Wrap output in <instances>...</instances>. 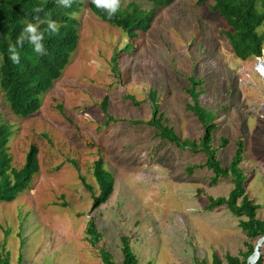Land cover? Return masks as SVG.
I'll use <instances>...</instances> for the list:
<instances>
[{
  "label": "rangeland",
  "instance_id": "rangeland-1",
  "mask_svg": "<svg viewBox=\"0 0 264 264\" xmlns=\"http://www.w3.org/2000/svg\"><path fill=\"white\" fill-rule=\"evenodd\" d=\"M86 1L72 14L76 47L39 108L16 116L0 93L12 167L22 165L30 145L37 147L38 160L30 188L0 202V248L8 264H18L19 257L20 264H102L99 248L119 262L121 235L141 264H195L202 258L209 264L211 252L224 263V254H237L245 237L225 207L203 206L206 194H227L229 178L209 185L205 168L187 175L185 166L203 162L201 153L178 150L155 137L153 128L130 120L150 118L154 92L175 133L198 138L201 126L185 109L190 100L183 89L189 77L202 79L199 102L218 124L213 145L220 136L229 140L217 156L227 165L236 137L243 136L245 191L264 220V54L235 57L219 34L228 27L208 10L210 1L156 7L147 30L132 36L96 18ZM129 1L153 8L146 0H121V6ZM263 29L264 21L257 27ZM104 96L110 120L100 105ZM97 158L111 173L113 189L92 208L81 179L97 193L91 174ZM88 220L100 234L94 245L85 234Z\"/></svg>",
  "mask_w": 264,
  "mask_h": 264
},
{
  "label": "trees",
  "instance_id": "trees-1",
  "mask_svg": "<svg viewBox=\"0 0 264 264\" xmlns=\"http://www.w3.org/2000/svg\"><path fill=\"white\" fill-rule=\"evenodd\" d=\"M152 3L153 8L146 11L135 2L129 1L120 7L119 12L109 19L103 11L96 9L86 1L89 11L100 21L119 27L128 36L136 34V30L144 32L149 27L156 7H165L175 0H146ZM210 1L207 8L210 12L221 17L228 29L219 30V34L226 39L231 53L244 60L249 57H260L264 54V29L258 31L257 27L264 21V0H195V4ZM82 0H73L71 8L58 7L56 0H0V93L12 114L26 117L34 113L41 105V97L59 78L64 66L69 62V57L74 51L78 34L77 19L72 15L82 6ZM42 8L35 12L34 8ZM41 20L51 18L57 21L61 27L58 35L49 37L45 34L46 55H37L27 43L19 47L20 63L13 64L8 59L7 48L9 43H15L17 36L27 22L38 23ZM46 27L40 24L41 30ZM263 48V50L261 49ZM260 56V57H259ZM257 59V58H256ZM202 79L188 78V87L183 89L190 102L185 104L189 111L201 126V133L196 139L181 138L173 127L168 125L167 119L159 110L158 99L154 92L150 94L152 110L147 120H130L133 124H144L154 129V136L160 140L174 145L178 150L190 153H201L203 162L187 165L184 171L191 175L196 169H207L210 172L209 185L217 183L219 178H229L231 188L224 196L205 195L206 204L203 209L211 211L217 207H225L228 212L237 217V226L244 235L243 248L237 254L225 253L221 258L211 252L209 264H251L256 241L264 236V220L256 214L260 205L255 202L245 191L248 174L242 161L244 158V139L238 135L234 141V150L227 163L222 165L217 152L224 148L229 140L220 136L218 144L213 145V133L218 128L215 113L203 107L199 102L202 93ZM132 103H137L131 101ZM103 114L107 120L110 116L106 112V97L101 100ZM11 136L9 126L0 122V202H10L17 195L30 188L32 176L38 171L37 147L30 145L26 151L24 162L19 168L11 165V156L8 152V141ZM92 177L97 186L94 194L91 186L83 179L82 184L92 198V208L106 201L113 189V177L104 168L101 158H97L92 164ZM197 194L202 191L197 189ZM85 234L90 244L98 241L100 234L96 231L92 220H88L85 226ZM121 260L116 262L112 255L104 248L98 249V256L102 264H141L132 251L128 237L120 236ZM0 264H8V253L0 248ZM259 255L254 264H264V240L258 247ZM248 260V261H247ZM195 264H206L205 259H195ZM20 264V257L18 258ZM144 264H150L146 262Z\"/></svg>",
  "mask_w": 264,
  "mask_h": 264
},
{
  "label": "clouds",
  "instance_id": "clouds-1",
  "mask_svg": "<svg viewBox=\"0 0 264 264\" xmlns=\"http://www.w3.org/2000/svg\"><path fill=\"white\" fill-rule=\"evenodd\" d=\"M73 0H56L58 7L71 8ZM89 3L96 9H99L106 13L109 19L113 18L120 10L121 0H89ZM35 12L42 11V8H34ZM38 23L27 22L24 24L22 30L16 38L15 43H9L7 52L8 59L13 64L20 63L19 47H23L26 43L32 47V50L37 55H46L45 48V34L49 37L58 35L61 25L51 18H45L41 20L39 17L36 18ZM40 24L46 25L41 30ZM262 49V48H261ZM256 58V57H255Z\"/></svg>",
  "mask_w": 264,
  "mask_h": 264
},
{
  "label": "bare ground",
  "instance_id": "bare-ground-1",
  "mask_svg": "<svg viewBox=\"0 0 264 264\" xmlns=\"http://www.w3.org/2000/svg\"><path fill=\"white\" fill-rule=\"evenodd\" d=\"M262 50H263V49H262ZM259 57H260V56H259ZM256 58H258V57H256ZM257 62H258V61H257ZM258 69H259V68H258ZM258 72H260V74H261V70H259ZM260 243H261V242H260ZM260 243L257 245V248H256L257 256H256V253L254 252L252 255H250V256L248 257V260H249L250 257H252V259H251V264H254V263H255V261H256L258 255H259L258 247H259ZM248 260H247V261H248Z\"/></svg>",
  "mask_w": 264,
  "mask_h": 264
},
{
  "label": "water",
  "instance_id": "water-1",
  "mask_svg": "<svg viewBox=\"0 0 264 264\" xmlns=\"http://www.w3.org/2000/svg\"><path fill=\"white\" fill-rule=\"evenodd\" d=\"M264 240V236H262L261 238H259L256 243H255V246H254V249H253V252L251 253V255L255 252L256 253V256H257V252H256V248H257V245L262 241ZM248 259V258H247Z\"/></svg>",
  "mask_w": 264,
  "mask_h": 264
}]
</instances>
